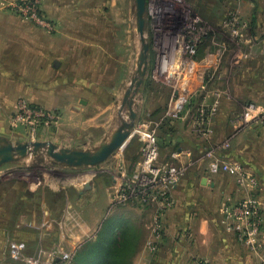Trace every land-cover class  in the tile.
I'll list each match as a JSON object with an SVG mask.
<instances>
[{
    "label": "crops",
    "instance_id": "crops-1",
    "mask_svg": "<svg viewBox=\"0 0 264 264\" xmlns=\"http://www.w3.org/2000/svg\"><path fill=\"white\" fill-rule=\"evenodd\" d=\"M84 13L88 18L86 23L97 24V13L88 10ZM79 23L69 27L70 38L63 46L62 60L52 55L55 47L50 42L47 41L46 49L42 48L43 40L40 41V32L36 28H30L31 41L25 45L23 35L27 28L17 24L0 26V56H12L13 51L18 49L23 62L19 76L0 74V111L3 110V115L13 111L19 97H27L33 105L63 111L65 120L69 122L89 113L91 115L87 120L91 127H94L91 122H96L110 111L105 122L114 123L111 131L116 130L121 121L119 109L114 110L112 102L117 99L116 95L124 97L126 90L119 92L125 79L119 86L114 75L106 79L100 76V84L89 82L97 81V68L110 64L104 63L107 60L96 59V53L100 52L97 48L101 46L96 43L95 35L94 40L87 41L81 34L78 37ZM254 27L250 30L253 38L250 41L258 56H263L261 60L264 62V41H259L255 34V30L263 31L264 27ZM217 29V37L221 39L204 41L192 62L197 64L201 56H207L209 60L208 64L198 67V84L188 94L193 107L186 112V117L183 116L186 118L183 122L180 121L182 117L173 120L180 145L176 149L165 148L172 149L169 154L178 152L179 163L187 164L189 172L174 190L175 205L163 217V229L160 237L156 238V251L150 253L147 250L149 244L145 245L134 264H264V225L260 235L261 246L257 251H251L235 234L226 230L223 223L225 209L238 204L243 193L233 175L211 171L214 161L236 160L257 177L259 186L256 194L264 217V125L251 116L254 111L247 107L252 103L257 105L258 112L263 109L264 78L260 79L257 72H252L254 67L249 70L252 62L234 70L243 55L235 57L234 54L232 58L237 42L231 37H224L220 26ZM18 41L19 47L16 45ZM246 44L245 40L244 47L247 48ZM216 51H219L218 54ZM220 54L224 56L222 61L218 57ZM25 63L41 66L44 78H32L30 84L44 81L46 84H42L43 87L26 85L24 76L32 69L31 66L25 68ZM104 81L108 82L105 84ZM149 82L146 78L140 90L149 86ZM111 87L117 93L113 94L112 101L104 103L97 90L107 91ZM214 100L218 101L219 110L212 120L213 133L201 135L196 131L195 122L191 123L187 118L198 114L200 107ZM5 129L7 127L3 124ZM133 132L134 129L131 136ZM1 137L17 142L7 134ZM226 140L231 141V149L227 153L217 152ZM47 170L65 175L71 168L57 164L44 155L0 168V264H55L61 257L69 260L87 249L88 244L97 241L107 222L106 192H98L96 187L89 188L87 182L73 187L57 185L56 179ZM99 194L105 197V201ZM148 209L150 211L151 208ZM122 217L115 219L138 226Z\"/></svg>",
    "mask_w": 264,
    "mask_h": 264
},
{
    "label": "rangeland",
    "instance_id": "rangeland-1",
    "mask_svg": "<svg viewBox=\"0 0 264 264\" xmlns=\"http://www.w3.org/2000/svg\"><path fill=\"white\" fill-rule=\"evenodd\" d=\"M185 1L191 6L192 11L196 15L215 27L222 26L226 20L231 19V32L235 34V42H237V45L233 48L234 53L232 58H234V54L235 57L237 54H241V57L243 55L234 70L239 69L241 65H248L252 62L249 70H252L254 67L252 72H257L260 79L264 78V70H260L261 67H264V62L261 60L263 56L260 54L258 56L256 51L252 48V41H250V39H253L251 38V28L254 26V28H258L259 25L264 27V0ZM86 10L97 13V24L86 23L88 20V18L85 17L86 13H84ZM78 23V37L81 34L84 41H87V39L94 40L95 35L96 43L102 48H97L100 52L96 53V59L102 62L107 60L104 63L109 62L110 64V66L105 65L107 68H97L98 70L96 69V71L99 76L97 81L89 82L91 84H100V76L106 79L114 75L117 78L115 83H118V86L121 81L125 79L119 94L122 93L130 86L133 76L130 77L129 75L135 74L138 57L142 50L141 38L137 29L135 0H0V26L17 24L27 28L24 29L23 35V43H25V45L28 41H31L32 29L30 28H36L38 32H40V41L43 40L42 48L46 49L47 41L50 42V44L55 47V52L52 55L61 60L63 59V46L68 38H70L69 31H71V29L69 27H75V24ZM91 31L93 32L89 34ZM238 32H240V34H237ZM221 33L224 37L226 36L225 33ZM255 34L258 36L257 39L259 41H264V29L263 31L255 30ZM220 39L221 38H219V40ZM145 40L147 43L151 42L148 23H146L145 27ZM223 40H228V38H223ZM245 40L248 42V45L246 44L247 48L244 47ZM16 45L19 47L20 41H18ZM258 46L262 48V45L258 44ZM218 52L219 51H216L217 54ZM19 53L20 51L17 49L13 51L12 56H5V58H3V55L0 56V74L7 77L20 75L23 62ZM218 57L221 61V58L224 59L222 54ZM25 58L26 54L24 53V59ZM200 59L201 60H199L197 64H191L190 68L179 82L166 84L150 76L154 61V53L150 50L147 74V78L150 80L149 86H145L143 90L139 89L138 93L133 98V109L137 113L136 124L138 128L135 126L131 138L125 143L121 150L108 161L97 167L71 168V171L66 172L65 175L59 171H57L56 174L50 170L47 171L49 175H52V177L56 179L57 185L73 187L87 182L91 187H96L98 192H106V201L105 197H101L102 194H99L101 199L105 201L104 205L107 206L105 216L108 219L123 216L138 225L137 227L134 226L140 231L138 253L148 244L147 250L150 253L154 252V250L156 251V233L158 232H154V228L159 216L153 207L148 211L149 209L147 210V208L135 205L119 204L116 206L118 191L126 180L130 179L139 165L142 159L143 146L147 134L156 131L157 136L160 126L165 121H177V118L182 117L180 121L183 122V120L186 119L184 118L186 117V112L189 111L190 107H193V105L191 106L192 101L188 94H190L198 84V67L203 64H208L209 61L207 56H201ZM30 66L31 65L25 63V68H29ZM257 67L259 68L258 70ZM31 69L32 72L30 71L24 76L26 85H29L31 88H36L38 86L43 87L44 85L42 84H46L44 81H39V84L36 83V85L32 86L30 84L32 83V78L36 80H42L44 78V75L41 73V66H31ZM110 70H112L113 73ZM26 78L29 79L26 80ZM107 82L108 81H104L105 84ZM106 90L109 93L104 90H97V92L101 94L104 103L112 101L113 94L117 93V90L112 87ZM122 96L123 95L117 97L116 95L115 98L117 99L112 102L114 110L119 109L120 121L128 120L129 118L128 107L120 112L123 100ZM23 100L33 105L30 98L19 97L13 111L4 115L3 110L0 111V137L3 134H7L15 141H52L62 147L92 150L106 142L110 138L111 133H113L111 129L114 127V123L105 122V119L111 114L110 111L106 112L103 116L101 115L96 122H91L93 123L91 125L94 127H91L87 120L91 115L89 113L84 114L81 118L76 117L74 122H69L65 120L63 111L47 109L39 105L37 107L43 108L51 114L49 120H22V118H19L18 113L20 102ZM256 106V104L250 103L247 107L251 110L252 107L256 108ZM262 110H264V107ZM187 115H189V113ZM196 116L197 113L194 116L192 115V117L189 116L187 120L192 123V121H195ZM102 119H104V121H102ZM175 121L173 122L176 124ZM3 124L6 125L7 129L3 130ZM101 125L103 126L102 128H96V126ZM230 149L231 141L226 140L222 146L217 149V152L227 153ZM170 150L172 149L160 147L161 163L179 164V160H174L172 158V152L169 154ZM184 165L185 169L179 182L189 172L188 165ZM174 190L172 192L173 197ZM110 196H113L112 199H109ZM122 206L131 208V210H122ZM166 213L160 216L161 221ZM67 260L68 258L61 257L55 264ZM68 261L70 262L69 264H77L75 257L70 258Z\"/></svg>",
    "mask_w": 264,
    "mask_h": 264
},
{
    "label": "built area",
    "instance_id": "built-area-1",
    "mask_svg": "<svg viewBox=\"0 0 264 264\" xmlns=\"http://www.w3.org/2000/svg\"><path fill=\"white\" fill-rule=\"evenodd\" d=\"M146 18L151 34V50L154 53L150 76L166 84L179 82L190 68L201 44L208 39L217 40L219 35L217 27L196 15L185 0H147ZM230 25L231 19H228L220 26V30L235 41L236 36L232 34ZM218 110L217 100L200 107L194 121L199 134L213 133L211 122ZM252 110L254 112L251 116L264 125V110L258 112L254 107ZM18 116L22 120H49L51 114L23 100L19 105ZM178 155V152H174L172 158L178 160ZM159 160L160 148L156 131H152L145 137L139 165L130 179L120 187L115 204L155 208L160 219L154 228V232H158L156 238L160 237L163 229L160 216L174 207L172 192L185 169L183 163L164 164ZM211 169L213 172L223 171L235 177L243 196L234 207L225 209L223 223L226 230L235 234L241 243L251 251H257L261 246L260 235L264 225L261 202L256 194L259 186L257 177L237 161L217 160L212 163ZM69 263L67 260L58 264Z\"/></svg>",
    "mask_w": 264,
    "mask_h": 264
},
{
    "label": "water",
    "instance_id": "water-1",
    "mask_svg": "<svg viewBox=\"0 0 264 264\" xmlns=\"http://www.w3.org/2000/svg\"><path fill=\"white\" fill-rule=\"evenodd\" d=\"M135 3L137 29L141 38L142 50L138 57L137 70L130 86L125 91L121 104L120 112L126 107L129 108L128 120H121L110 138L98 148L92 150L62 147L52 141L13 142L6 137H0V168L40 155H44L53 162L68 168L97 167L117 154L136 126L137 113L133 109V98L148 76L151 44L145 40L147 0H135ZM88 187L90 188L91 185L88 184Z\"/></svg>",
    "mask_w": 264,
    "mask_h": 264
},
{
    "label": "trees",
    "instance_id": "trees-1",
    "mask_svg": "<svg viewBox=\"0 0 264 264\" xmlns=\"http://www.w3.org/2000/svg\"><path fill=\"white\" fill-rule=\"evenodd\" d=\"M174 126L173 121H165L160 126L156 136L159 148H178L180 137L175 136ZM139 232L128 222L108 219L97 241L88 244L75 260L77 264H134L139 250Z\"/></svg>",
    "mask_w": 264,
    "mask_h": 264
}]
</instances>
